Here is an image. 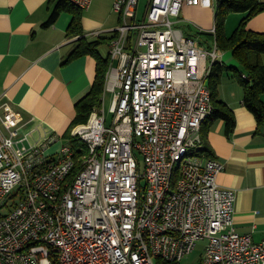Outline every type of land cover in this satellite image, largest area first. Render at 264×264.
I'll use <instances>...</instances> for the list:
<instances>
[{"label":"built area","instance_id":"1","mask_svg":"<svg viewBox=\"0 0 264 264\" xmlns=\"http://www.w3.org/2000/svg\"><path fill=\"white\" fill-rule=\"evenodd\" d=\"M139 4L113 1L121 22L101 106L71 131L86 146L76 174L72 145L48 156L56 137L32 145L28 123L0 99V264H181L201 241L204 264H264V241L234 225L237 191L218 184L223 166L202 153L222 51L180 26L185 7L215 0H148L142 19Z\"/></svg>","mask_w":264,"mask_h":264},{"label":"crops","instance_id":"2","mask_svg":"<svg viewBox=\"0 0 264 264\" xmlns=\"http://www.w3.org/2000/svg\"><path fill=\"white\" fill-rule=\"evenodd\" d=\"M58 1L0 0V99L11 103L28 123L25 130L32 145L52 135L56 137L47 149L48 156L55 155L66 144L65 135L77 115L76 104L92 89L97 70V60L92 55L68 61L80 40L68 36L72 14L62 12L54 24L45 26ZM113 1L93 0L91 8L83 11L82 25L88 41L115 36L110 15L104 20L95 17L101 6L106 3L113 6ZM240 15L245 17L247 13L229 16L227 29L233 16ZM181 19L182 24L208 32L215 26V8L185 7ZM247 29L264 34V12L252 18ZM97 32L99 36L95 35ZM227 34L230 35L228 31ZM103 46L98 51L107 59L109 55L104 57L100 52ZM228 60L231 62L232 58L228 56ZM262 61L264 65V56ZM236 80L225 77L219 87V100L233 111L235 128L228 132L222 120L205 124L203 146L223 166L218 184L237 191L236 230L261 243L264 241V128L259 127L254 114L244 106L243 87L237 77ZM261 99L264 103V93Z\"/></svg>","mask_w":264,"mask_h":264},{"label":"trees","instance_id":"3","mask_svg":"<svg viewBox=\"0 0 264 264\" xmlns=\"http://www.w3.org/2000/svg\"><path fill=\"white\" fill-rule=\"evenodd\" d=\"M62 12H68L73 16V21L68 29V36L80 38L78 46L72 52L68 61L86 55H92L97 60L96 79L93 87L76 104L77 115L70 130L65 135V139H67L66 144L72 145L76 152L77 165L73 171V174H76L80 168L78 160L86 153V146L79 139L72 137L71 131L78 125L86 124L93 111L101 106L110 59L109 57L107 59L103 58L98 48L102 45H110L112 39L100 38L96 41H88L84 37L82 25L83 10L71 4L68 0L58 1L45 26L54 24ZM263 12L264 3H261L259 0H215L216 36L209 32L196 30L191 25L181 24L180 27L189 36L194 38L207 37L208 39H212V41L216 40L220 51L225 53L230 52L232 58L239 66H228L225 63L219 62L214 65L211 76L208 79V88L212 94L213 112L203 127L207 123L222 120L226 123L228 132L234 130L236 124L234 113L226 103L219 100V87L225 77L230 76L231 72H235V77H237L243 87L244 106L254 114L259 127L264 128V103L261 99L264 93V65L262 61L264 56V34L247 29L248 22ZM239 13H247V15L240 21L233 34L229 36L227 34L228 18L232 14ZM243 76H246V79ZM80 148L83 149L81 153H79ZM202 153L208 158H214L209 153L207 147L203 148ZM156 264L180 263H170L157 259Z\"/></svg>","mask_w":264,"mask_h":264},{"label":"rangeland","instance_id":"4","mask_svg":"<svg viewBox=\"0 0 264 264\" xmlns=\"http://www.w3.org/2000/svg\"><path fill=\"white\" fill-rule=\"evenodd\" d=\"M147 3L148 0H140V4H139V18L142 19L143 15L145 13V9L147 7ZM106 6H101L100 9L98 10L97 13H95V17L96 18H102V20H104L103 18H105L106 16L110 15V24H112L113 26H115L114 28H118L120 25V16L117 13L113 12V6H109L108 3H106ZM238 17H240L242 20V18L244 16H233L232 21L230 22L229 28L227 29L228 33L230 34L229 36H231L233 34V32L236 30V28L238 27L237 20ZM119 18V19H118ZM182 25H187V24H182ZM184 27V26H183ZM200 40L205 43V45L207 47L211 48V45L213 44L212 39H208L207 37H200ZM100 52L104 57H107L110 54V45H104L103 47L100 48ZM228 56H230V58H232V55L230 52H226L224 53L223 59H220L219 63H221V61H224L228 66H238L237 62L232 58V61L230 62L228 60ZM225 59V60H224ZM239 67V66H238ZM240 73V72H239ZM230 76L234 79L235 82H237L236 77H235V72H231ZM238 89L240 91V85H238ZM244 92V91H243ZM109 109H110V97L109 95L106 97V111L109 114ZM67 141V139H65ZM141 164H142V168H141V172L144 171V165H143V161L141 159ZM205 246H206V241H201L197 244V247L195 248L194 252L188 256L181 264H204V253H205Z\"/></svg>","mask_w":264,"mask_h":264}]
</instances>
